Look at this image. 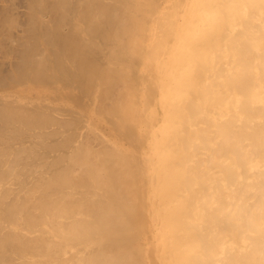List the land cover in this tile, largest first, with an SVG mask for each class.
<instances>
[{
  "label": "bare ground",
  "instance_id": "1",
  "mask_svg": "<svg viewBox=\"0 0 264 264\" xmlns=\"http://www.w3.org/2000/svg\"><path fill=\"white\" fill-rule=\"evenodd\" d=\"M0 264H264V0H0Z\"/></svg>",
  "mask_w": 264,
  "mask_h": 264
}]
</instances>
